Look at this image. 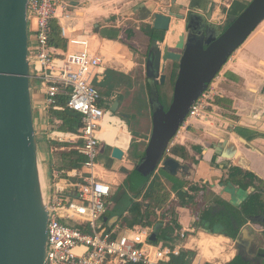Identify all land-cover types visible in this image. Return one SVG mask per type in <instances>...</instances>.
Listing matches in <instances>:
<instances>
[{"label": "crops", "instance_id": "0c3cea01", "mask_svg": "<svg viewBox=\"0 0 264 264\" xmlns=\"http://www.w3.org/2000/svg\"><path fill=\"white\" fill-rule=\"evenodd\" d=\"M250 1L62 0L68 5L66 11L69 17L59 18L63 14L60 8L57 17L53 19L58 21L60 28H65L61 34L66 40V49L56 48L59 54L80 49L74 40L89 39L91 47L104 58L96 85L102 95L100 104L107 110L100 130V150L106 147L109 152L99 154L98 172L101 178L112 184L114 193L132 192L133 204L119 209L117 206L110 208V196L106 214L100 224L110 230L117 227L121 231L147 230L152 242L151 236L157 231L156 226L162 223L169 231L166 237L168 240L165 239L166 243H152L182 246L181 254L177 257H183L177 260L178 264H198L197 259L201 264H227L239 255L242 245L249 251L253 243L262 240L261 231L264 226L256 222L253 216L245 217L246 223L236 240L220 232L204 229L199 220L205 209L214 208L219 211L224 208V203L239 208L251 191L256 192L262 188L264 192V21L234 52L214 79L218 94L207 110L205 119L183 130L174 139L169 154L171 152V156L183 165L176 177L183 180L185 185L177 192L171 189L168 196L170 202L158 208L151 204L149 207L142 200L155 177H159L164 185L160 194L167 187L164 182L167 180L159 174L161 170L152 174L148 183H145V179L140 188L135 181V184L131 181L137 170L134 161H139L147 148H138L140 155L136 156L133 153L134 144L142 143L147 132H150L151 138L153 131L150 110L152 80L148 73L150 48L152 41L158 39L161 41V49L168 47L175 50L179 35L186 32L191 15L194 16L193 25L199 27L205 18L207 22L214 23L215 20L224 21L226 17L240 14ZM166 10L177 14L171 15V30H155L153 24L156 13H164ZM179 15L184 17L180 18ZM173 30H178L179 35H172ZM174 63L179 66L171 60L166 63L167 77L170 75V65ZM33 97L38 136L43 142L40 143V160L45 183L48 188H54L56 172L61 177H67V172L82 168L86 157L75 145L49 139V132L59 125L56 118H50L48 112L40 106L43 94L37 91ZM147 111L151 114L152 126L149 127L143 121L135 123L134 116L137 115L139 119L141 116L138 114ZM115 147L124 150L122 159L113 157ZM65 150L79 151L85 158L82 166L62 167L60 153ZM220 151L233 152L235 156L225 159L219 154ZM232 166L253 173L257 177L255 186L245 189L240 185L226 183ZM193 186L202 189L197 195L200 203L182 206L177 201L179 193H191ZM139 207H142V212ZM164 212H168L165 219L162 216ZM170 212L176 214L174 222H170ZM170 225L174 227L171 233ZM245 238L250 241L248 245L244 242ZM223 247L226 249L222 250ZM225 255L228 258L221 260L220 257Z\"/></svg>", "mask_w": 264, "mask_h": 264}, {"label": "water", "instance_id": "95a60500", "mask_svg": "<svg viewBox=\"0 0 264 264\" xmlns=\"http://www.w3.org/2000/svg\"><path fill=\"white\" fill-rule=\"evenodd\" d=\"M28 3L0 0V264H47L51 188L45 183L35 120ZM171 15L177 14L169 10L156 13L154 29L171 30ZM193 18L189 17L186 32L179 35L178 30L172 31L179 35L175 50L161 49V41H152L148 73L153 82V131L143 156L134 161L146 177L161 169L176 175L182 167L170 157V144L192 105L264 21V0H251L240 14L224 21L210 23L205 18L198 27ZM170 60L179 66L173 100L166 108L159 85L166 83ZM124 154L118 147L113 149L116 159ZM219 154L225 159L235 156L229 151ZM151 239H156V234ZM244 242L248 245L250 241L245 238Z\"/></svg>", "mask_w": 264, "mask_h": 264}, {"label": "built area", "instance_id": "2783aa9c", "mask_svg": "<svg viewBox=\"0 0 264 264\" xmlns=\"http://www.w3.org/2000/svg\"><path fill=\"white\" fill-rule=\"evenodd\" d=\"M60 8L63 14L59 18H68V5L62 0H29L32 90L43 94L40 106L50 118H53L52 108H69L81 115L82 126L78 131L55 127L49 132V139L75 145L86 160L81 169L67 172V177H61L59 172L55 174L57 180L48 204L47 264H178L174 258L181 254L182 246L153 244L147 230L121 231L119 227L110 230L100 224L113 191L112 184L98 172L100 130L107 110L100 104L102 95L96 80L104 58L91 47L89 39L74 40L80 46L78 50L57 52L51 44L50 29ZM61 31L65 32L63 26ZM217 94L213 81L192 105L174 139L205 119ZM60 95L68 96L65 106L57 103ZM197 262L201 264L198 259Z\"/></svg>", "mask_w": 264, "mask_h": 264}, {"label": "trees", "instance_id": "16d2710c", "mask_svg": "<svg viewBox=\"0 0 264 264\" xmlns=\"http://www.w3.org/2000/svg\"><path fill=\"white\" fill-rule=\"evenodd\" d=\"M50 40H51V44L57 49H62V50L66 49V40L61 34V28L57 20H53L51 23ZM67 100H68L67 95H60L57 98V103L59 105L65 106L67 104ZM50 114L54 118H56V123L57 125H59L58 127L64 131H78V129L82 126L81 115L69 108H65L64 110H55L52 108L50 110ZM60 160L62 167L74 168V167H81L85 158L77 150H70V151L65 150V151H61ZM150 177L151 176L146 177L147 180L145 183H148ZM255 180H257V177L253 173L246 171L240 167L232 166L231 168H229V176L225 182L232 183L234 185H240V187H244L245 189H248L250 186L253 185L255 186L254 184ZM163 186L164 185L162 182H160L159 177L157 178L155 177L151 181V185L146 190L144 196L149 198L151 201L154 200L155 202H157V204L162 205L163 202H166L165 198L161 199L162 193L161 194L159 193V191L163 189ZM191 189H192L191 193L188 191H181L179 193L178 202L182 206L192 205V204L194 205L200 203V200H198L197 195L198 192L202 189L198 188L197 186H193ZM259 190H257V192L251 193V195L240 205L239 208H236L234 206L232 207L230 204L224 203V208H222L219 211H215L214 208L205 209L200 214V220H199L200 225H202L203 228L208 231L220 232L233 239L238 238L242 230V227L246 223L245 217L246 216L256 217L264 211V198L262 192H259ZM143 206L144 204L142 205V207ZM142 207H139L140 209L139 211L141 212H142ZM167 213L168 212H164L162 214L163 219L167 217L166 216ZM140 215L141 217L143 216V214ZM140 215H138V217H140ZM135 222H137V219ZM156 230H157L155 232L156 239L152 240V242L160 243L164 241V243H166V240H168V238L166 237L169 233L167 227H164L162 223H160L156 226ZM173 230L174 227L170 225V233L173 232ZM182 257L183 256H181L180 258ZM179 259L178 257L174 258L175 261ZM206 264H210V263H206ZM227 264H251V263L244 257L238 255Z\"/></svg>", "mask_w": 264, "mask_h": 264}, {"label": "rangeland", "instance_id": "374dc122", "mask_svg": "<svg viewBox=\"0 0 264 264\" xmlns=\"http://www.w3.org/2000/svg\"><path fill=\"white\" fill-rule=\"evenodd\" d=\"M167 82L168 84H162V92L163 94L165 95V101H166V104H170V100H171V96H170V80L167 79ZM36 85V84H34ZM166 89V91H164V89ZM34 93V92H33ZM171 94H172V90H171ZM137 115L134 116L135 118V123L138 124V122L140 123V121H143L145 124H147L149 127L152 126V117H151V114L149 111H147L146 113H139L138 116H141L139 119L136 117ZM145 140L142 142V143H137L135 142L134 144V147H133V153L134 155H140V152H139V149L138 148H141V150H143L146 146H147V142L148 140H150V132L147 134L145 133ZM147 140V141H146ZM40 143L43 144V142L40 140ZM109 152V149H107L106 147H102L101 150H100V154L102 155L103 153ZM161 176L164 177V179H166L167 181H163L165 182L166 184V188H164L165 190H163L162 192V197L161 199L165 198L166 199V202H163V206L167 203V202H170V198H168V196H170V192L175 191L177 192L178 190L182 189L185 185V182L183 180H180L179 178L175 177L173 174H171L170 172H167L165 171L164 169H161V173H159ZM146 179V176L141 172V171H138V169L136 170L135 174H133V177L131 178V181L132 182H136L137 183V186H141L142 185V182ZM134 182V184H135ZM170 190H169V188ZM140 188V187H139ZM138 188V189H139ZM172 189V190H171ZM131 193L132 192H120L119 194L117 193H114V191H112V195H111V199H110V202L108 203V206L111 208V206H117L118 209L119 208H122L123 206L125 205H132L133 204V200L131 199V197L133 198V196H131ZM143 203L145 204H149V207H150V204L151 206H154V207H160L159 205L161 204H157V202H155L154 200H150L149 198H147L146 196L143 197V200H142ZM156 203V204H155ZM114 204V205H113ZM161 206V207H163ZM119 211V210H118ZM226 248H229L227 245L225 246ZM225 247L222 248L223 249H226ZM221 260H225L227 257V255L223 256V257H220ZM225 258V259H224Z\"/></svg>", "mask_w": 264, "mask_h": 264}, {"label": "flooded vegetation", "instance_id": "af4514ba", "mask_svg": "<svg viewBox=\"0 0 264 264\" xmlns=\"http://www.w3.org/2000/svg\"><path fill=\"white\" fill-rule=\"evenodd\" d=\"M151 71H153V67H151ZM177 74H178V65L177 64H172V65H170V75L168 76L169 77V80H170V96H171V100H170V105H171V102H172V100H173V94H174V87H175V81H176V77H177ZM167 77V78H168ZM152 80V79H151ZM166 81H167V79H166ZM153 83V82H152ZM166 83H168V82H166ZM162 85H160V87H161ZM162 88V87H161ZM171 90H172V94H171ZM161 98H162V100H163V102H164V105L166 106V108L169 106L168 104H166V101H165V95L164 94H162V92H161ZM150 110H151V112H152V103L150 102ZM152 116H153V113H152ZM170 151H171V146H170ZM170 157H173V156H171V152H170ZM174 158V157H173ZM181 163V162H180ZM182 165V164H181ZM182 167H183V165H182ZM181 167V168H182ZM181 168H179L178 169V171L181 169ZM178 171H177V174L176 175H174L175 177L178 175ZM172 174V173H171ZM260 189V190H259ZM258 190H259V192H262V194H263V198H264V192H263V189L262 188H259ZM257 192V191H256ZM251 193H253L252 191H251ZM251 194H249V196H250ZM177 201H179V199H177ZM257 217V218H256ZM255 217V221L256 222H258V223H260V224H262L263 226H264V211L261 213V214H259L258 216H256ZM173 219H177L176 218V214H175V212L174 213H172V212H170V222L171 221H173ZM175 221V220H174ZM173 221V222H174ZM172 222V223H173ZM262 240L261 241H259L258 243H253L252 244V248L249 250V251H247L245 248L246 247H244L243 245H242V249L240 250V252H239V255L240 256H242V257H246L247 256V258H248V261L251 263V264H259L260 263V261L261 260H264V258H262V255L264 254V227H263V229H262ZM237 239V238H236ZM235 239V240H236Z\"/></svg>", "mask_w": 264, "mask_h": 264}, {"label": "bare ground", "instance_id": "6f19581e", "mask_svg": "<svg viewBox=\"0 0 264 264\" xmlns=\"http://www.w3.org/2000/svg\"><path fill=\"white\" fill-rule=\"evenodd\" d=\"M115 109V108H114ZM110 112H112V111H110Z\"/></svg>", "mask_w": 264, "mask_h": 264}]
</instances>
